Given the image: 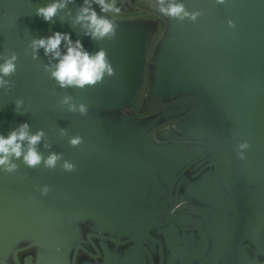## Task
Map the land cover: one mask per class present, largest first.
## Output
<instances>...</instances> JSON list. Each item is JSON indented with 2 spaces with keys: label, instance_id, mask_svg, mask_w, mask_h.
<instances>
[{
  "label": "crops",
  "instance_id": "1",
  "mask_svg": "<svg viewBox=\"0 0 264 264\" xmlns=\"http://www.w3.org/2000/svg\"><path fill=\"white\" fill-rule=\"evenodd\" d=\"M50 2L0 0V54L18 55L14 87L0 89V134L25 122L33 133L43 129L51 144L40 146L45 157L63 153L76 170L22 160L14 174L0 169V264H165L203 229L219 264H264V0H178L203 13L196 22L164 17L152 0H107L118 29L102 41L67 16L83 0L55 23L36 15ZM56 31L89 52L106 49L115 75L94 87L60 88L43 49L40 59L25 54L32 39ZM65 95L86 104L88 115L61 107ZM17 99L26 114L16 113ZM77 135L83 143L72 147ZM245 141L251 147L241 160L237 146ZM157 220L168 222L151 227ZM136 230L152 259L100 235Z\"/></svg>",
  "mask_w": 264,
  "mask_h": 264
},
{
  "label": "clouds",
  "instance_id": "2",
  "mask_svg": "<svg viewBox=\"0 0 264 264\" xmlns=\"http://www.w3.org/2000/svg\"><path fill=\"white\" fill-rule=\"evenodd\" d=\"M158 12L164 17L178 21L189 20L196 22L203 14L200 10L189 11L183 2L178 0H152ZM226 0H216L217 4H224ZM76 0H52L46 6L38 7L36 15L49 23H55L57 15L70 4H75ZM99 7L98 13L96 7ZM110 5L107 0H83V3L76 8L75 15L72 11L67 12V16L72 19L73 26L79 25L84 30V35L93 41L111 40L116 36L118 25L107 15ZM63 19V18H62ZM230 27L235 28V22L229 20ZM63 46V50H62ZM29 49L31 50L29 53ZM29 49L25 54H31L33 59H40V50H44V56L48 58V63L44 64L45 70L49 73L60 88L84 89L102 83L105 77L115 75V69L108 59L107 50L100 48L92 53L85 49L81 40L73 41L71 34L56 31L47 37H38L31 40ZM0 89L10 91L14 87V82L10 79L17 72L18 55L15 52L5 50L0 54ZM61 107L67 105L71 112H79L83 116L88 115V106L84 103L77 105L71 95H65L59 101ZM24 106L23 99L15 101V111L18 115H24L21 109ZM61 135L67 136V130L61 129ZM83 143L82 136H74L69 139L72 147H78ZM43 144L45 150L51 149V144L47 142V133L43 129L35 133L31 131L29 123L25 122L10 130L7 135L0 134V169L5 173L14 174L19 169V164L15 161L22 160L23 164L29 168H38L43 165L47 169H55L58 165L66 172L76 170V165L63 158V153L49 151L45 157L40 150ZM251 147L245 141L237 146V155L241 160H246L245 150ZM63 160V163L60 162ZM43 195H47L50 186L45 185L40 189Z\"/></svg>",
  "mask_w": 264,
  "mask_h": 264
},
{
  "label": "water",
  "instance_id": "3",
  "mask_svg": "<svg viewBox=\"0 0 264 264\" xmlns=\"http://www.w3.org/2000/svg\"><path fill=\"white\" fill-rule=\"evenodd\" d=\"M4 9L0 8V16L5 14L6 11L4 12ZM10 14V13H9ZM46 111L50 112L48 107L45 109ZM10 120V119H9ZM14 122L18 123V120H13ZM246 183H251L253 181H250L248 179L244 180ZM264 188V185L262 186ZM173 208L178 210L181 208V204H173ZM124 217H127L126 212L124 213ZM173 221H176L179 223V221L172 216ZM261 219L258 217L256 218V224L257 226H260ZM168 222V220L165 221H154L151 223V227L153 226H163ZM149 226L146 227L144 230L145 235L148 236V238L153 241L154 243L159 245V254L162 257L161 260L162 262L165 261V257L163 258V252H162V243L161 241L156 238L153 234L150 232ZM133 228H136V226H133ZM198 230H201L199 227H196ZM192 230V228L190 229ZM189 234L183 241L180 242L181 246L183 248L176 249L174 248L172 252L170 253V256L166 259L165 264H219V261L217 259V255H219V250L218 248L215 247L213 251H215L214 254H209L208 249H207V233L203 229V235L199 234V238H197V235L195 232H190ZM101 238L111 240L113 242L119 243L122 246H125L128 251L130 250H144L146 251V254L149 256L150 259L153 257L152 253V248L148 246L147 244L143 243L141 240V234L139 233L138 230L135 232H129L126 231L125 234H122L121 236H113V235H108V234H100ZM134 247V249H133ZM125 250V251H127ZM41 253V252H40ZM215 255V256H213ZM223 263H226V261L223 259Z\"/></svg>",
  "mask_w": 264,
  "mask_h": 264
}]
</instances>
